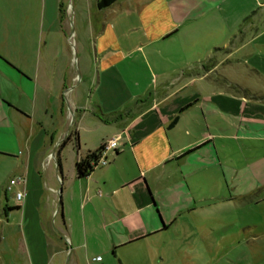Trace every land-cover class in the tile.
Instances as JSON below:
<instances>
[{"label": "crops", "instance_id": "obj_1", "mask_svg": "<svg viewBox=\"0 0 264 264\" xmlns=\"http://www.w3.org/2000/svg\"><path fill=\"white\" fill-rule=\"evenodd\" d=\"M260 3L116 0L98 9L92 0L90 31L98 57L92 71L74 67L71 51L58 58L38 50L26 60H10L15 65L0 56L2 70L15 84V106L6 102L15 120H37L35 103L41 101L43 116L57 117L40 126L45 136L37 149L46 151L44 164L54 160L60 181L59 209V188L48 186L50 212L60 216V230L68 226L64 209L83 215L90 203L82 223L109 248L106 261L145 263L119 251L170 228L165 209L182 195L187 201L184 185L194 165L222 178L233 194L224 201L257 192L255 202L264 203V29L250 15ZM231 85L251 95L236 93ZM101 129L110 136L90 147L89 136ZM113 136L121 137L123 148L111 152V162L77 177L76 162ZM67 145L76 152L64 170L61 153ZM102 188H107L106 210L93 204ZM19 189L25 197L15 207L24 209L29 192L26 186ZM98 258L95 264H102Z\"/></svg>", "mask_w": 264, "mask_h": 264}, {"label": "rangeland", "instance_id": "obj_2", "mask_svg": "<svg viewBox=\"0 0 264 264\" xmlns=\"http://www.w3.org/2000/svg\"><path fill=\"white\" fill-rule=\"evenodd\" d=\"M92 11V0H0V56L15 65V57L26 60L28 54L38 50L58 58L71 51L74 67L77 65L81 73L86 68L92 71L98 61L90 31ZM250 15L256 16V27L264 29V0ZM6 102L15 106V84L10 83L0 65V264H74L73 260L77 264H95L97 257L103 259L102 264H109V248L102 238L94 240L82 223L92 207L90 203L82 210L83 215L80 210L75 213L64 209L66 231L60 230V216L50 212L53 193L48 186L59 188L60 181L54 160L44 164L46 151L37 148L45 136L40 126L44 128L46 122H55L57 117L51 120V112L44 117L41 101L35 103L37 120L16 121L15 112L7 108ZM25 105L31 109L32 102L25 100ZM104 136H110L109 130H97L87 144L93 147ZM47 146L46 142L45 149ZM75 152L69 145L64 147V170L73 162ZM110 154L111 151L107 159L111 162ZM127 163L124 161L125 166ZM193 167L189 183L184 185L186 193L189 190L187 201L183 203L182 195L177 204L165 209L170 213V228L119 254L142 258V264H264V203L255 202L257 192L224 201L233 194H229L222 178L213 171L205 173L203 167ZM19 174L25 178L20 188L26 186L29 192L24 209L15 208L13 191L19 186L6 190L10 178ZM102 179L103 176L96 181ZM102 192L93 199L98 210H106L107 188ZM63 200L68 207L67 196L62 193Z\"/></svg>", "mask_w": 264, "mask_h": 264}, {"label": "trees", "instance_id": "obj_3", "mask_svg": "<svg viewBox=\"0 0 264 264\" xmlns=\"http://www.w3.org/2000/svg\"><path fill=\"white\" fill-rule=\"evenodd\" d=\"M116 0H96V6L98 9H104L111 4H113ZM249 16H246L243 18L242 23L245 22L248 19ZM231 89H233L236 93H239L244 96H249L251 95L249 91L245 88H241L237 85H231ZM176 120L173 121V123ZM102 149L101 144L99 145L98 148L92 151H88L86 155L82 158H80L76 164H75V169H76V175L79 178L87 176L95 167H97V161L100 157V151ZM118 151H115L114 154H116ZM187 153V152H185ZM17 208V207H15Z\"/></svg>", "mask_w": 264, "mask_h": 264}, {"label": "built area", "instance_id": "obj_4", "mask_svg": "<svg viewBox=\"0 0 264 264\" xmlns=\"http://www.w3.org/2000/svg\"><path fill=\"white\" fill-rule=\"evenodd\" d=\"M123 145V142L121 141L120 136H113L101 143L102 149L100 151V157L97 161V166H102L107 164V154L108 152H115L120 149V147ZM25 178L23 176H15L10 178L6 190L11 191L13 190L14 186H21L24 185ZM14 198L16 201H22L25 197V191L23 189L14 190L13 191ZM99 258L97 257V260Z\"/></svg>", "mask_w": 264, "mask_h": 264}, {"label": "water", "instance_id": "obj_5", "mask_svg": "<svg viewBox=\"0 0 264 264\" xmlns=\"http://www.w3.org/2000/svg\"><path fill=\"white\" fill-rule=\"evenodd\" d=\"M77 74H78V71H77ZM57 168H58V174L60 176V171H59V165L58 164H57ZM60 194H61V188L58 189V207H57L58 209L60 207Z\"/></svg>", "mask_w": 264, "mask_h": 264}]
</instances>
